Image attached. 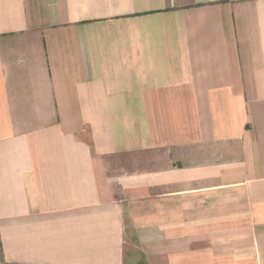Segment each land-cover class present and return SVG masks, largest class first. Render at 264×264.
Wrapping results in <instances>:
<instances>
[{"label":"crops","instance_id":"obj_1","mask_svg":"<svg viewBox=\"0 0 264 264\" xmlns=\"http://www.w3.org/2000/svg\"><path fill=\"white\" fill-rule=\"evenodd\" d=\"M0 264H264V0H0Z\"/></svg>","mask_w":264,"mask_h":264},{"label":"rangeland","instance_id":"obj_2","mask_svg":"<svg viewBox=\"0 0 264 264\" xmlns=\"http://www.w3.org/2000/svg\"><path fill=\"white\" fill-rule=\"evenodd\" d=\"M127 259L132 260V258L130 257V255H128ZM133 259L136 260V259L134 258V256H133Z\"/></svg>","mask_w":264,"mask_h":264}]
</instances>
